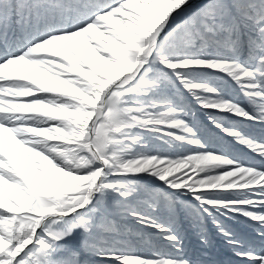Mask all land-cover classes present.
Masks as SVG:
<instances>
[{"label": "snow or ice", "instance_id": "6c2138e0", "mask_svg": "<svg viewBox=\"0 0 264 264\" xmlns=\"http://www.w3.org/2000/svg\"><path fill=\"white\" fill-rule=\"evenodd\" d=\"M185 222L264 264V0H0V264H195Z\"/></svg>", "mask_w": 264, "mask_h": 264}, {"label": "rangeland", "instance_id": "374dc122", "mask_svg": "<svg viewBox=\"0 0 264 264\" xmlns=\"http://www.w3.org/2000/svg\"><path fill=\"white\" fill-rule=\"evenodd\" d=\"M194 112H195V110H194ZM199 114L203 115L200 112H199ZM203 117H205V116L203 115ZM195 118L197 119L198 122L201 121V119L198 117V115H196ZM119 226L123 231L131 234V239L134 241V243H133L134 250H138V251H144L145 250V247L143 244L135 243L136 236L141 231L139 225H137L134 221L128 219V220L119 221ZM143 233H145V232H143ZM147 233H150V232H147ZM240 238H242V237H240ZM208 247L210 249L213 248V246L211 244ZM224 251L230 252L231 250L228 248V246H225ZM225 263L227 264L228 261L225 260Z\"/></svg>", "mask_w": 264, "mask_h": 264}, {"label": "bare ground", "instance_id": "6f19581e", "mask_svg": "<svg viewBox=\"0 0 264 264\" xmlns=\"http://www.w3.org/2000/svg\"><path fill=\"white\" fill-rule=\"evenodd\" d=\"M202 0H193V3H199V2H201ZM144 231H146V232H150V230H144Z\"/></svg>", "mask_w": 264, "mask_h": 264}, {"label": "water", "instance_id": "95a60500", "mask_svg": "<svg viewBox=\"0 0 264 264\" xmlns=\"http://www.w3.org/2000/svg\"><path fill=\"white\" fill-rule=\"evenodd\" d=\"M202 2V1H201ZM201 2H199V3H201Z\"/></svg>", "mask_w": 264, "mask_h": 264}]
</instances>
